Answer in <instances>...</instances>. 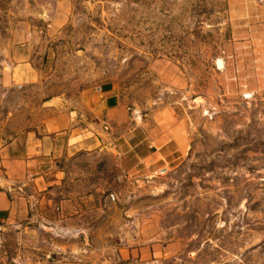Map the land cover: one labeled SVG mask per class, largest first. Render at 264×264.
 Returning a JSON list of instances; mask_svg holds the SVG:
<instances>
[{
  "label": "rangeland",
  "instance_id": "374dc122",
  "mask_svg": "<svg viewBox=\"0 0 264 264\" xmlns=\"http://www.w3.org/2000/svg\"><path fill=\"white\" fill-rule=\"evenodd\" d=\"M20 25L38 73L0 82V145L57 107L91 122L105 85L129 120L61 161L54 198L90 204L72 231H32L26 254L10 236L0 264H116L143 242L180 245L159 264H264V0H0V63Z\"/></svg>",
  "mask_w": 264,
  "mask_h": 264
},
{
  "label": "crops",
  "instance_id": "0c3cea01",
  "mask_svg": "<svg viewBox=\"0 0 264 264\" xmlns=\"http://www.w3.org/2000/svg\"><path fill=\"white\" fill-rule=\"evenodd\" d=\"M33 34L34 28L28 25H20L13 31L15 43L19 46L14 51V60L5 59L0 63V82L3 84L15 80L31 81L37 75L31 55L25 53L26 40ZM22 40L25 42L20 43ZM90 108L95 110L97 118L83 122L79 112L74 117L72 111L57 107L55 113L45 120L39 134L37 131L33 135L19 134L0 145V231L4 233L0 235V244L3 240L8 241L10 236L16 237L18 249L23 248L21 252L26 254V248L35 244L29 239L32 231L64 236L72 231L65 226L69 219L90 209L88 197L54 198L55 189L66 176L60 163L81 151L105 146L106 129L120 130L129 120L126 106L114 88L108 85L100 87L97 102ZM180 249L177 242L120 246L115 251L116 264H159L161 259L176 255ZM0 255L4 260L9 259L6 249L0 248ZM51 264L92 263L83 258L76 261L65 256Z\"/></svg>",
  "mask_w": 264,
  "mask_h": 264
},
{
  "label": "trees",
  "instance_id": "16d2710c",
  "mask_svg": "<svg viewBox=\"0 0 264 264\" xmlns=\"http://www.w3.org/2000/svg\"><path fill=\"white\" fill-rule=\"evenodd\" d=\"M0 235L2 236V235H4V233L3 232H1L0 231ZM9 241H6V240H3L2 242H1V249L2 250H8V252L10 251V249L8 248V246H9Z\"/></svg>",
  "mask_w": 264,
  "mask_h": 264
},
{
  "label": "built area",
  "instance_id": "2783aa9c",
  "mask_svg": "<svg viewBox=\"0 0 264 264\" xmlns=\"http://www.w3.org/2000/svg\"><path fill=\"white\" fill-rule=\"evenodd\" d=\"M115 194L114 193H110L109 195H108V198H107V200L108 201H114L115 200ZM0 248H1V244H0Z\"/></svg>",
  "mask_w": 264,
  "mask_h": 264
},
{
  "label": "water",
  "instance_id": "95a60500",
  "mask_svg": "<svg viewBox=\"0 0 264 264\" xmlns=\"http://www.w3.org/2000/svg\"><path fill=\"white\" fill-rule=\"evenodd\" d=\"M0 239H1V237H0Z\"/></svg>",
  "mask_w": 264,
  "mask_h": 264
}]
</instances>
